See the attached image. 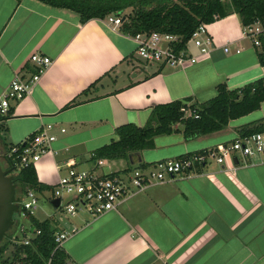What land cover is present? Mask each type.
<instances>
[{
	"label": "crops",
	"instance_id": "obj_1",
	"mask_svg": "<svg viewBox=\"0 0 264 264\" xmlns=\"http://www.w3.org/2000/svg\"><path fill=\"white\" fill-rule=\"evenodd\" d=\"M207 33L213 40L208 53L199 55L190 43L188 52L199 60L174 68L141 62L133 38L104 19L83 23L78 12L40 0H0V97L17 72H34L33 53L52 59L32 91L0 113L6 115L0 120L3 164L9 167L8 148L54 123L53 151L35 165L39 181L53 186L68 161L93 167L94 152L118 139L117 127L145 126L156 105L188 98L203 103L222 83L234 90L264 78L258 46L243 36L236 13L207 24ZM136 59L143 66L133 64ZM76 98L83 101L68 107ZM263 118L264 102L223 130L191 140L181 132L158 135L154 147L133 154L132 166L114 160L102 168L111 173L219 150L242 126ZM42 213L34 217L54 219L59 230L66 226L55 213ZM72 218L68 224L77 231L63 248L73 264H264V161L239 156L220 164L209 157L187 175L138 191L116 210Z\"/></svg>",
	"mask_w": 264,
	"mask_h": 264
},
{
	"label": "trees",
	"instance_id": "obj_2",
	"mask_svg": "<svg viewBox=\"0 0 264 264\" xmlns=\"http://www.w3.org/2000/svg\"><path fill=\"white\" fill-rule=\"evenodd\" d=\"M54 7L67 8L80 14L86 23L93 18H106L109 14H125L121 26L124 33L136 35L140 32H164L179 35L181 41L176 50L186 47L193 32L203 23L210 24L236 13L243 26L256 21L264 22V0H40ZM127 10H130L127 12ZM258 58L264 65V33L259 35ZM84 91L83 94H86ZM74 99L67 106L82 102ZM264 102V78L231 90L225 83L218 85L217 94L203 103L191 98L156 105L145 126L128 123L117 127L118 139L97 149L92 159L107 158L109 161L126 160L131 165L130 154L154 147L158 135L181 132L187 140L207 135L227 127L232 119L245 116ZM187 108L189 115L182 110ZM6 115L0 116V120ZM180 125V127H179ZM241 136L264 132V118L244 125ZM12 147V146H11ZM8 148L9 168H13L14 180L20 194L28 188L39 192L52 190L53 186L39 181L33 165L21 166L18 152ZM23 147H20L19 151ZM143 162L139 166H144ZM19 194V195H20ZM32 224L41 233L29 245L11 247L7 238L0 243V264H69V255L63 247H57L55 233L59 223L54 219L40 221L30 217ZM9 234V232H8ZM6 255V256H5ZM25 255V256H24Z\"/></svg>",
	"mask_w": 264,
	"mask_h": 264
},
{
	"label": "built area",
	"instance_id": "obj_3",
	"mask_svg": "<svg viewBox=\"0 0 264 264\" xmlns=\"http://www.w3.org/2000/svg\"><path fill=\"white\" fill-rule=\"evenodd\" d=\"M124 17V13L109 14L104 20L112 28L119 29L123 25ZM262 33H264L263 21L243 26V36L250 38L255 46L260 45L259 35ZM126 34L135 41L136 53L140 59L149 63H166L174 68H181L197 62L200 58L199 55L208 53L213 46L212 37L207 33L206 23L201 24L193 32L186 47L181 50H176L177 44L181 41L179 35L158 31L140 32L136 35ZM190 43L199 47V55L188 52ZM29 61L35 66L34 72L29 77L21 72L15 74L7 90L0 97V113H7L10 101L17 102L28 95L52 64V59L49 56L40 53H33ZM182 110L186 115L190 114L189 109L183 107ZM56 127L54 123L44 124L28 139L11 147L12 152H18L17 157L21 166H35L44 155L53 151L52 143L57 140V135L53 132ZM60 131L64 133L66 129L60 128ZM20 147H23L21 151H19ZM239 156L264 161V132H257L250 136L240 135L219 150H208L167 159L150 166H136L132 169L127 168L111 173L104 172L102 168L107 165L111 167V161L107 158L96 159L91 168H81L76 161H68L66 172L60 175L53 185L52 195L49 197L51 202L57 198L60 200L59 206L55 208L59 209L63 216L61 215L57 220L66 225L55 233L57 247H63L64 241L77 231L76 227L68 224L69 217H75L84 212L94 217L103 215L116 210L120 203L138 191L145 190L153 184L191 173L195 166L202 165L209 157H214L218 163L224 164L228 159ZM63 194L71 196L65 204L63 203ZM18 196L20 202L17 213L27 220V223L15 220L9 234L7 233L5 236L11 247L29 245L41 233V230L34 226L30 219L40 207L41 192L34 188H28ZM69 264L73 263L69 262Z\"/></svg>",
	"mask_w": 264,
	"mask_h": 264
},
{
	"label": "water",
	"instance_id": "obj_4",
	"mask_svg": "<svg viewBox=\"0 0 264 264\" xmlns=\"http://www.w3.org/2000/svg\"><path fill=\"white\" fill-rule=\"evenodd\" d=\"M125 19V17H124ZM133 154H130V159ZM141 160L140 154L137 153ZM133 163V160L131 161ZM13 168L4 169L0 164V243L14 225V214L18 211L20 197L17 195V183L10 174ZM55 207L59 206L60 200L52 201Z\"/></svg>",
	"mask_w": 264,
	"mask_h": 264
},
{
	"label": "rangeland",
	"instance_id": "obj_5",
	"mask_svg": "<svg viewBox=\"0 0 264 264\" xmlns=\"http://www.w3.org/2000/svg\"><path fill=\"white\" fill-rule=\"evenodd\" d=\"M130 10H127V12H129ZM142 59H140V61H141ZM140 61H138V59H136L135 61H133V64H136L137 66L138 65H141L140 64ZM141 62H143V61H141ZM144 63V62H143ZM141 66H143V65H141ZM0 164L2 165V167L4 168V169H8L9 167H7V165L5 166V164H3V162H2V160H1V156H0ZM119 166L117 165L116 166V168H118ZM83 168H88V167H83ZM106 169H108V168H106ZM115 169V168H114ZM11 175L14 177V175H13V173L11 172ZM20 187L17 185V195H19L20 194ZM41 195H42V202H41V207L43 208V210L44 211H49V212H53V213H55L56 214V218H60L61 217V211L59 210V209H56L53 205H52V203H51V201H49V197L52 195V190H44L43 192H41ZM70 198H71V196L70 195H68V194H63V203L65 204V203H67L69 200H70ZM24 199H26L25 198V196H24ZM44 211H42L41 209H37L36 211H35V214L37 215V217H39V218H44L45 217V214L44 213H42V212H44ZM82 215H90L89 213H81ZM63 216V215H62ZM70 218V221L71 220H73V218L72 217H69ZM14 220H16V221H21V222H26L27 223V220H25L24 218H22L20 215H19V213H15L14 214ZM11 249H12V247H10L9 248V250L7 251V253L6 254H8L10 251H11ZM6 256V255H5Z\"/></svg>",
	"mask_w": 264,
	"mask_h": 264
},
{
	"label": "flooded vegetation",
	"instance_id": "obj_6",
	"mask_svg": "<svg viewBox=\"0 0 264 264\" xmlns=\"http://www.w3.org/2000/svg\"><path fill=\"white\" fill-rule=\"evenodd\" d=\"M11 174V173H10Z\"/></svg>",
	"mask_w": 264,
	"mask_h": 264
}]
</instances>
